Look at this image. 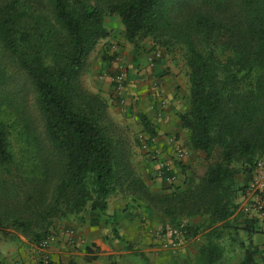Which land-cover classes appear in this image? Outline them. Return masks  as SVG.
Masks as SVG:
<instances>
[{"label": "trees", "instance_id": "16d2710c", "mask_svg": "<svg viewBox=\"0 0 264 264\" xmlns=\"http://www.w3.org/2000/svg\"><path fill=\"white\" fill-rule=\"evenodd\" d=\"M226 2L120 0L107 5L108 13L118 15L123 36L133 48L139 38L149 37L166 51L175 46L185 49L190 100L179 120L189 131L190 146L202 151L209 165L200 181L192 172L183 188L162 181L173 190L149 199L167 215L178 211L207 215L206 243L195 264H215L221 258L213 236L228 225L256 160L264 156V0H235L231 23L216 14ZM191 5L181 18L173 16ZM105 15L104 8L90 0L0 1V172H10L15 164L9 138L12 124L4 118L11 116L14 123L24 122L30 129L28 119L21 117L23 104L14 88L23 79L32 90L46 137L60 155L55 200L65 213L88 210L91 224L105 212L113 193L140 197L146 191L117 145L105 117L106 105L79 80L89 51L109 37ZM204 42L220 45L226 54L202 51L198 45ZM140 120L144 131L154 135L151 122L144 115ZM216 147L221 160L211 164ZM234 162H240V170ZM176 165L186 172L180 162ZM238 171L244 177L240 186ZM244 221L250 233L255 222ZM11 224L26 225L17 218ZM244 249L241 264H255L256 248Z\"/></svg>", "mask_w": 264, "mask_h": 264}, {"label": "rangeland", "instance_id": "374dc122", "mask_svg": "<svg viewBox=\"0 0 264 264\" xmlns=\"http://www.w3.org/2000/svg\"><path fill=\"white\" fill-rule=\"evenodd\" d=\"M0 1L4 2L7 0ZM90 1L92 3L96 2L104 8L106 12L104 21L110 32L109 39L105 42H102V39L99 40L89 51L88 56L90 53H94L106 63L105 73L99 72L96 75H98L100 81L108 77L110 87L107 91H102L98 88L96 82L93 83L87 79L88 76L85 75V69L82 70L79 80L83 89L100 96L106 105L105 117L112 128L117 145L123 155L130 161L135 175L144 182L146 190L144 196L139 194L140 197L136 194L131 195L122 191H118L116 194H123L128 203L132 202L139 208L133 214V217L138 220L139 228H142L145 235L148 234L149 228L158 229L164 225L180 223L186 226L182 244L184 248L181 255L170 254L168 256L163 253L164 250H155V248L160 246L159 242L146 244L148 248L154 247V251L157 253L153 255V264H195L200 247L206 243L205 235L209 230L206 227L209 222L208 217L206 214L189 213L190 211H178V213L167 215L163 212L159 203L155 201L151 203L149 195L163 196L170 193L173 189L168 188L171 185L156 179L154 176L157 163L152 158L151 151L143 148L138 139L139 134L144 131L140 120V115H143V112L137 106L138 100L135 99V93H129V89L132 90L133 88V91L137 89V86L133 87L132 84H137L138 72L136 68H138L140 63L136 55L137 53L139 54V50H142L146 53L147 62L148 65H151V68L156 67V64L161 66L160 72L155 75L156 81L152 83V86L159 87L161 77H167L171 82L170 87L176 94H181L189 106V68L185 49L182 46H175L170 51H166L154 45L151 38L145 37L139 38L134 50L128 51L125 56L123 53L125 45L129 44L131 47L133 45L124 38L123 25L118 15L107 11L108 4L120 0ZM190 7L193 8V5L188 8L184 7L180 12L174 13L173 16L178 19L181 18ZM216 14L231 23L236 16L235 0H227ZM198 46L202 51H213L216 56L226 54V51L217 44H206L204 42ZM117 58L118 60L115 63L114 60ZM118 64H121L126 74L123 88L119 93L115 92L114 85L109 77L116 72ZM130 69L133 71H129ZM14 88H17V100L23 104L21 117L28 119L30 129L25 128L24 122L18 121L14 123L11 116L4 118L8 124H12L9 138L15 164L10 169V172H0V216L3 220V224L0 227V264H40L41 256L45 252L40 250L39 243L51 235L54 236V241L47 247L46 254L49 264H53L51 247L62 242V237L67 234L66 231L73 229L71 228L73 218L86 216L89 213L88 210L82 211L79 213L80 215L65 213L60 205L57 204L55 196L56 185L61 176L60 155L51 146L50 141L46 137L42 119L34 106L33 93L29 84L22 79L16 82ZM94 88H97V91H91ZM161 93L162 91L159 89L154 90V95L156 96L161 95ZM153 136L157 138L154 148H163V144H161L163 137L156 131ZM188 148L190 150L189 155L183 160L174 163L180 162L186 172L182 171L179 168L180 166H178L179 169L175 171L177 179L172 187L183 188L185 177L186 175L189 176L191 172L195 175L196 180L200 181V178L204 176L208 168L209 164L204 159V153L193 150L191 146ZM162 152L163 149H161ZM220 160V149L216 147L212 151L209 163L220 162ZM26 164L31 167L37 165V167L27 169L25 167ZM233 166L238 170L241 168L240 162H234ZM243 178V174L238 171L236 174L237 186L242 184ZM233 195L231 194V197ZM232 216L227 221L228 225L213 236V244H218L222 253L219 264H241L243 257V250L238 245V227H234L233 222L231 223ZM14 218L19 219L26 225L24 227L13 226L11 222ZM150 237V239L156 241L155 237ZM68 238L70 239L69 236ZM75 239H77V234L76 238L72 240ZM259 258L262 261L264 260V256L261 254Z\"/></svg>", "mask_w": 264, "mask_h": 264}, {"label": "crops", "instance_id": "0c3cea01", "mask_svg": "<svg viewBox=\"0 0 264 264\" xmlns=\"http://www.w3.org/2000/svg\"><path fill=\"white\" fill-rule=\"evenodd\" d=\"M107 39L109 37L102 39V42ZM132 50H134L133 46L127 44L123 53L126 56V53ZM136 58L140 65L136 68L138 72L137 84H132V86H137V89L134 88L136 90L133 91V88L132 90L128 88L129 93H135L140 111L151 122L154 130L163 137L162 153L170 154V147L178 144L187 151L186 158L190 152L188 148L190 147L189 131L181 126L178 115L186 112L189 106L181 94H176L170 87L171 82L167 77H161L159 87L152 86V83L156 81L155 75L160 72V65L156 64V67L151 68L147 62L146 53L142 50H139ZM106 68V63L100 57L94 53L89 54L85 62V75L88 76V80L96 82L102 91H107L110 87L109 78L106 77L105 80L100 81L96 74L105 73ZM141 89L143 90L141 91ZM155 89L162 91L161 95H154ZM91 91H97V88L91 89ZM173 169L177 171L179 168L174 164ZM237 202L239 205L232 216L231 223L233 222L234 227H238V245L243 250V255L244 248H256L255 264H264V260L259 258L260 254L264 256L261 250L264 244V235L258 231L255 223L254 229L250 228L252 231L249 233L244 221L246 217L240 211L243 195L239 196ZM138 209L136 204L128 203L123 194L113 193L108 199L105 212L100 214L96 223L91 224L89 214L73 218L71 228L75 230L77 239L70 240L66 234L62 237V242L51 247L53 264H153V255L157 253H155L154 247L148 248L146 244L151 242L154 244L158 241L150 239L149 233L145 235L142 228H139L138 220L133 217ZM144 231L146 232L145 229ZM240 243L243 244V247L240 246ZM183 248L181 246L175 253L166 250L163 253L168 256L170 254L181 255ZM155 250L163 249L158 246ZM219 261L220 259L215 264H219Z\"/></svg>", "mask_w": 264, "mask_h": 264}, {"label": "built area", "instance_id": "2783aa9c", "mask_svg": "<svg viewBox=\"0 0 264 264\" xmlns=\"http://www.w3.org/2000/svg\"><path fill=\"white\" fill-rule=\"evenodd\" d=\"M117 60L118 58L114 62L116 63ZM109 77L114 84L115 92L119 93L123 88L126 77L125 70L121 64L117 65L116 72ZM138 139L143 148L151 151V156L157 163V168L154 172L155 178L170 184L174 183L177 179V174L173 169V165L176 161L183 160L187 151L180 145L174 144L170 147V154L164 155L161 153V149L154 148L157 138L146 131L141 132ZM240 211L246 218L254 220L258 231L264 235V157L258 158L255 162L251 179L243 193V203L240 206ZM66 233L71 240L76 238L73 229L67 230ZM148 233L150 236L155 237L163 250L175 253L183 244L186 226L182 223L164 225L158 229L149 228ZM52 241H54L53 235L44 238L39 243L40 250L45 252L41 256L40 264H49L46 250ZM261 250L264 253V244Z\"/></svg>", "mask_w": 264, "mask_h": 264}]
</instances>
